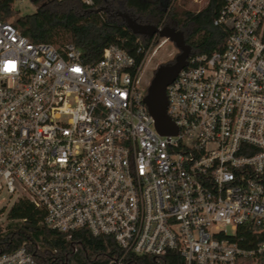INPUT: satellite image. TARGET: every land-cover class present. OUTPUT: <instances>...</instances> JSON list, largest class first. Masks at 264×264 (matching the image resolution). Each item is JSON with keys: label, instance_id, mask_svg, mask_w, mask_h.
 I'll return each instance as SVG.
<instances>
[{"label": "built area", "instance_id": "built-area-1", "mask_svg": "<svg viewBox=\"0 0 264 264\" xmlns=\"http://www.w3.org/2000/svg\"><path fill=\"white\" fill-rule=\"evenodd\" d=\"M222 2V48L190 54L166 86L171 135L156 130L140 85L166 38L153 34L138 62L114 44L89 62L74 43L33 42L0 14V205L25 199L67 238L110 236L122 254L107 264L169 251L185 264H258L264 0ZM0 264L39 263L22 244Z\"/></svg>", "mask_w": 264, "mask_h": 264}, {"label": "trees", "instance_id": "trees-1", "mask_svg": "<svg viewBox=\"0 0 264 264\" xmlns=\"http://www.w3.org/2000/svg\"><path fill=\"white\" fill-rule=\"evenodd\" d=\"M28 1L35 6L34 11L18 16L14 0H0L1 17L13 18L15 27L33 42L74 43L89 62L98 60L103 49L111 44L123 48L137 62L143 57L149 37L132 33L115 13L117 10H126L137 21L156 26L170 21L183 31L191 54L222 48L228 34L225 27L213 24L222 0H207L198 10L183 8L178 0ZM102 7L101 11L96 10ZM7 218L10 222L6 229L0 227V253L24 244L39 264H107L122 254L110 236H94L87 229H79L67 238V233L46 227L42 211L25 199H18L9 208ZM243 234L251 236L249 230ZM123 264L185 262L177 252L169 251L161 257L127 253ZM258 264H264V254L259 256Z\"/></svg>", "mask_w": 264, "mask_h": 264}, {"label": "water", "instance_id": "water-1", "mask_svg": "<svg viewBox=\"0 0 264 264\" xmlns=\"http://www.w3.org/2000/svg\"><path fill=\"white\" fill-rule=\"evenodd\" d=\"M104 9L97 8V11ZM126 24V27L134 34L151 37L156 32L160 37L172 41L178 48V53L171 62L157 66L153 76L146 87L144 102L149 113L154 118L155 128L160 134H175L177 128L167 114L166 86L176 77L177 73L187 65V58L191 54V46L185 42L183 31L175 26L165 25L161 29L154 24L141 23L127 12H117ZM230 27V24H228Z\"/></svg>", "mask_w": 264, "mask_h": 264}, {"label": "rangeland", "instance_id": "rangeland-1", "mask_svg": "<svg viewBox=\"0 0 264 264\" xmlns=\"http://www.w3.org/2000/svg\"><path fill=\"white\" fill-rule=\"evenodd\" d=\"M178 1L183 8L198 10L206 3L207 0H178ZM13 7L14 9L17 10L18 16L23 15L25 13H31L35 9V6L31 4L28 0H14ZM117 12H127V11L117 10L115 13L117 14ZM117 16L120 19H122V21H124L121 16L119 15ZM11 19L13 20V18ZM167 25L173 26V24L170 21L168 22ZM163 39H164L163 37H160L159 42L163 41ZM177 53H178V48L175 46V44L172 41L168 39L165 40L162 44H160L156 48L154 53L150 52L140 72L141 87L144 88L147 87L157 66L163 63H167L169 61H173ZM8 210H9V205L7 206L0 205V227L2 230H5L7 224L10 222V220L7 218Z\"/></svg>", "mask_w": 264, "mask_h": 264}, {"label": "snow or ice", "instance_id": "snow-or-ice-1", "mask_svg": "<svg viewBox=\"0 0 264 264\" xmlns=\"http://www.w3.org/2000/svg\"><path fill=\"white\" fill-rule=\"evenodd\" d=\"M13 68H14V65H10L6 70L11 71V70H13Z\"/></svg>", "mask_w": 264, "mask_h": 264}, {"label": "flooded vegetation", "instance_id": "flooded-vegetation-1", "mask_svg": "<svg viewBox=\"0 0 264 264\" xmlns=\"http://www.w3.org/2000/svg\"><path fill=\"white\" fill-rule=\"evenodd\" d=\"M112 14V13H111ZM167 25V24H166Z\"/></svg>", "mask_w": 264, "mask_h": 264}]
</instances>
